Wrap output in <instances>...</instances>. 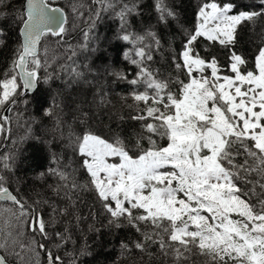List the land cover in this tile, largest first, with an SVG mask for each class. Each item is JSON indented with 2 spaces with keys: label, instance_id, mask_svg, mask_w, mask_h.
I'll return each instance as SVG.
<instances>
[{
  "label": "snow or ice",
  "instance_id": "6c2138e0",
  "mask_svg": "<svg viewBox=\"0 0 264 264\" xmlns=\"http://www.w3.org/2000/svg\"><path fill=\"white\" fill-rule=\"evenodd\" d=\"M69 6L86 25L76 45L67 37L79 25L68 26L63 7L54 0H23L17 46L0 73V111L27 105L21 97L59 79L53 67L59 59L69 62L59 64L61 71L83 79L74 58L78 50L97 51L96 30L111 16L118 21L115 39L130 46L122 58L135 72L113 66L107 75L129 86L124 99L132 101L127 106L138 130L131 136L86 131L70 137L86 181L70 182L66 170L49 168L61 182L54 193L64 190L68 200L78 188L94 193L109 228L137 234L120 242L122 254L156 245L174 264H187L193 254L207 264H264V33L251 60L238 48L242 27L264 20V0L246 6L197 0L191 28L167 0H154L155 27L142 34L132 29V19L143 15L142 0H70ZM5 16L0 13V20ZM169 28L182 37L178 48L164 39ZM4 35L0 28V46ZM165 44L173 71L162 77L150 64ZM213 49L225 51L226 65ZM100 103H107L104 95ZM44 115L51 117L52 109ZM10 124L9 115H0V134L10 132ZM53 162L59 165V158ZM14 165L13 155L0 154V264H41L42 253L45 264H81L92 254L87 245L59 251L74 243L67 225L55 230L68 208L52 206L45 217L40 201L29 203L12 189Z\"/></svg>",
  "mask_w": 264,
  "mask_h": 264
},
{
  "label": "trees",
  "instance_id": "16d2710c",
  "mask_svg": "<svg viewBox=\"0 0 264 264\" xmlns=\"http://www.w3.org/2000/svg\"><path fill=\"white\" fill-rule=\"evenodd\" d=\"M72 2H75V0H72ZM84 2L88 3V0H84ZM142 2L145 5L143 15L132 19V29L137 33H143L150 26L155 27V12L152 8L154 0H142ZM196 2L197 0H167L169 6L180 12L181 19L188 28H191L195 22ZM253 2L258 3V0H236V3L241 6H246ZM54 3L65 9L69 18L68 26L70 28L74 22L79 25V27L69 33L68 42L73 45L80 43L82 41L80 29L85 28L86 25L72 14L69 6L70 0L55 1ZM22 5L23 0H7L4 5L0 4V13L6 14L5 18L0 20V28H3L5 33L3 37L5 44L0 46V73H3L10 66L17 46L19 25L16 22V16L19 14ZM115 24H118V21L111 16L104 19L96 30L98 36L100 33L102 34V38L94 41L92 45L97 48V51L81 52L78 50V54L74 58L77 65L78 63L79 66L86 63L92 71L96 72L97 69L104 67L106 62L109 61V66L106 70L103 69L102 74L99 76V80H102L105 84L102 85L108 87L107 90H102L98 94L100 95L99 98L97 97L93 101L94 98L91 91L93 92L99 83L84 87V85L77 82V84L74 83L75 85L72 86L73 80L70 79L67 82L66 79L69 73L61 71L59 68V64L69 62L63 59L57 60L53 67L55 68V74L59 75V79H54L47 85L41 83L34 93L27 97H21V99L26 98L30 101L27 105L20 103L13 106V111L10 112L11 124L8 126L11 131H6L1 136L0 154L13 155L15 157L14 171L10 177L12 189L18 188L20 194L29 203L40 201L38 207L44 212L45 217L49 216L52 206L68 208L67 216L57 218L59 222L55 230H63L65 225H67L74 243L70 242L65 249L59 250L60 254L63 255L65 251H72L87 245L92 254L81 257V264H174L172 256L163 255L156 245L149 246L145 252L133 249L131 252L122 254L119 246L120 242L134 240L137 236L134 230L129 228L120 230L109 228L107 226L106 213H104L97 201L95 194L90 191L82 188L69 191L68 195L71 200L65 198L64 190H61L59 196L56 195L53 188L61 182L56 176L48 172L49 168L61 167L70 175V165L71 167L74 166V173L72 177L70 176V182L74 181L78 184H84L86 181V174L79 167L80 157L74 152L73 147L69 148L71 144L69 146L67 144L66 134L69 128L66 127V129L60 122L61 119L64 122L65 118L68 120L75 107V105H72L73 96L70 94L64 95L63 87L68 86V84H70L68 90H71L72 93H77L76 98H79L78 100L82 104L80 109H83V114L85 115L82 117L83 121L74 123L76 128L75 136L89 130H93L96 134L105 138L111 137L117 132L123 136H131L138 130V123L130 119L134 112L127 106L132 101L124 99L130 91L129 86L122 82L117 83L107 75V72L113 66L128 70L131 73L135 72L134 67L127 64L122 58L123 51L130 46L116 40L114 35L110 38L115 33ZM163 31L164 39L169 41L173 47L178 48L182 37L174 34V29L171 28ZM262 33H264V20L259 21L255 25H246L240 31L238 48L248 56L249 60L252 59L256 46L261 43L260 37ZM53 40L54 38H50L49 42L52 43ZM212 51L222 65L227 64L225 51L219 49H213ZM58 55H62V49L58 50ZM169 56L170 49L168 44H165L163 53H154V60L150 64V67L153 70H157L162 77H167L173 71ZM111 86H113V90L108 91ZM53 91L60 93L63 100L71 102L64 116L61 109L62 105L60 103L55 105L52 101L50 94ZM101 95L105 96L107 103H100ZM48 108L53 111L51 117L44 115V110ZM17 113L20 115L18 116ZM86 115L89 118L86 119ZM121 116L124 117L123 121L120 120ZM25 119L28 121L29 129L25 134V138H23L24 142H19L17 138H22L19 136L22 135V129L19 124ZM55 121H59L60 128H57ZM54 156L59 158V165L53 162ZM41 173H44V175L41 176ZM44 201L48 203L45 204ZM77 216L81 217L79 223L76 221ZM90 227L98 231L89 230ZM49 230L52 231L53 229ZM52 246V243L49 242V247L51 248ZM65 258L67 259V257ZM44 262L45 258L42 253L41 264H44ZM187 264H207V261L205 257L193 254Z\"/></svg>",
  "mask_w": 264,
  "mask_h": 264
},
{
  "label": "rangeland",
  "instance_id": "374dc122",
  "mask_svg": "<svg viewBox=\"0 0 264 264\" xmlns=\"http://www.w3.org/2000/svg\"><path fill=\"white\" fill-rule=\"evenodd\" d=\"M7 0H0V4L2 3L3 5L5 4V2H6ZM102 25V24H101ZM115 26V28H114V30H115V33L114 34H112L111 36H110V38H112V36L114 35V36H116V34H117V32L119 31V28H118V24H115L114 25ZM141 28V27H140ZM142 34V33H141ZM99 38H100V40H101V38H102V34L100 33V35H99ZM111 40V39H110ZM78 63V62H77ZM86 64V63H85ZM85 64H83V65H80L79 66V71H82L83 73H84V78L83 79H79V80H77L76 78H73L70 74L68 75V77L66 78L67 79V82L70 80V79H72L73 80V83H72V86L73 85H75L74 83H76L77 84V82H79V83H81L82 85H84V87H90V85H93L94 83H96V84H98V87L97 88H95V90L92 92L91 91V93H92V95H93V98H94V100L93 101H95V99L98 97L99 98V96L100 95H98L100 92H102V90H107V88L108 87H104V83H103V81L102 80H99L100 79V74H102V72H103V69H107V67L109 66V64H110V62L109 61H107L106 62V64L104 65V67H101L100 69H97V72L96 71H89L88 69H86L85 67H84V65ZM78 65H79V63H78ZM65 84V83H64ZM102 84H104V85H102ZM69 86H70V84H68V86H64L63 87V90H64V92H65V94L64 95H66V94H70V95H72L73 96V100L74 101H72V105L74 106L75 105V107L73 108V110H72V114L68 117V120L65 118V122L61 119V123L63 124V127H67V128H69V130H68V132H67V134H66V136H67V144H68V146L71 144L70 143V137L72 138V139H74L75 138V125H74V123H76V122H78V121H83V116H85L84 114H83V109L81 110L80 109V106L82 105L81 103H80V101L78 100L79 98H76V94L77 93H72L71 92V90H68V88H69ZM111 91V90H113V86H111V87H109V89H108V91ZM106 93V92H105ZM50 96H51V98H52V101H53V103L56 105H58V103H60L62 106H61V109H62V112H63V116L67 113V107L69 106V104H71V102L70 101H68V100H63V98H62V95L60 94V93H56L55 91H53L51 94H50ZM83 96V95H82ZM81 98V97H80ZM49 99H50V97H49ZM81 99H83V98H81ZM91 101V100H90ZM30 113V112H29ZM0 114L2 115L3 114V112L2 111H0ZM9 116H10V114H9ZM59 118V117H58ZM87 118H89L88 117V115H86V119ZM30 119V118H29ZM60 119V118H59ZM56 122V121H55ZM86 122V121H85ZM87 123H92V122H87ZM86 124V123H85ZM96 124V123H95ZM56 126H57V128H60L61 127V125L60 124H57V122H56ZM19 127L22 129V131H21V133H22V135H19V136H21L22 138H20V137H18L17 138V140L19 141V142H24V139L23 138H25V134H26V132H27V130L29 129V125H28V121H27V119H25V120H22L21 122H20V124H19ZM78 127V126H77ZM66 128V129H67ZM79 128H81V127H79ZM89 131H92V132H94L95 133V131H93V130H89ZM1 136H2V134H0V141H1ZM72 147V145H70V147L69 148H71ZM69 164H71V163H69ZM73 166V165H72ZM69 171H70V176L72 177L73 176V173H74V166L73 167H71L70 165H69Z\"/></svg>",
  "mask_w": 264,
  "mask_h": 264
},
{
  "label": "water",
  "instance_id": "95a60500",
  "mask_svg": "<svg viewBox=\"0 0 264 264\" xmlns=\"http://www.w3.org/2000/svg\"><path fill=\"white\" fill-rule=\"evenodd\" d=\"M55 1H63V0H54V2H55ZM55 5H56V6H59V7H61L59 4H56V3H55ZM4 114H6V115H9V114H10V112H8V113H4V112H3V114H2V115H4ZM44 264H45V262H44Z\"/></svg>",
  "mask_w": 264,
  "mask_h": 264
}]
</instances>
